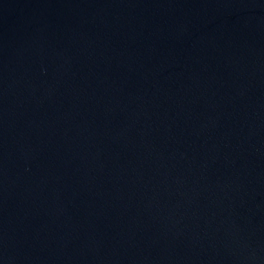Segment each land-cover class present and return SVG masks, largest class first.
<instances>
[{"label":"water","instance_id":"water-1","mask_svg":"<svg viewBox=\"0 0 264 264\" xmlns=\"http://www.w3.org/2000/svg\"><path fill=\"white\" fill-rule=\"evenodd\" d=\"M0 264H264V0H0Z\"/></svg>","mask_w":264,"mask_h":264}]
</instances>
